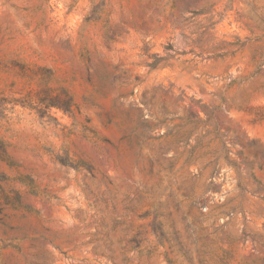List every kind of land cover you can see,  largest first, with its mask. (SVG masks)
Listing matches in <instances>:
<instances>
[{
  "label": "rangeland",
  "instance_id": "obj_1",
  "mask_svg": "<svg viewBox=\"0 0 264 264\" xmlns=\"http://www.w3.org/2000/svg\"><path fill=\"white\" fill-rule=\"evenodd\" d=\"M0 264H264V0H0Z\"/></svg>",
  "mask_w": 264,
  "mask_h": 264
},
{
  "label": "trees",
  "instance_id": "obj_2",
  "mask_svg": "<svg viewBox=\"0 0 264 264\" xmlns=\"http://www.w3.org/2000/svg\"><path fill=\"white\" fill-rule=\"evenodd\" d=\"M53 106V105H52Z\"/></svg>",
  "mask_w": 264,
  "mask_h": 264
}]
</instances>
